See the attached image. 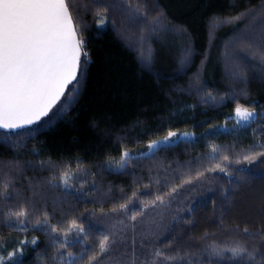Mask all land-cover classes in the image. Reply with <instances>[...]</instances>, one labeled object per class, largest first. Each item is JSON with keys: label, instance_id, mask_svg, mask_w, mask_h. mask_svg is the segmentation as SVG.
<instances>
[{"label": "trees", "instance_id": "trees-1", "mask_svg": "<svg viewBox=\"0 0 264 264\" xmlns=\"http://www.w3.org/2000/svg\"><path fill=\"white\" fill-rule=\"evenodd\" d=\"M66 3L87 63L50 123L0 130L4 264L10 252L15 264H98L107 233L94 219L124 215L132 225L158 195L181 205L163 230L143 232L155 241L140 261L159 250L177 257L171 264H264V157L243 159L264 151V119L237 126L232 117L238 105L264 110V0ZM169 131L193 136L141 155ZM125 151L133 158L119 169ZM159 236L167 240L156 245ZM235 245L253 257L212 253Z\"/></svg>", "mask_w": 264, "mask_h": 264}, {"label": "snow or ice", "instance_id": "snow-or-ice-1", "mask_svg": "<svg viewBox=\"0 0 264 264\" xmlns=\"http://www.w3.org/2000/svg\"><path fill=\"white\" fill-rule=\"evenodd\" d=\"M105 23L106 17L101 16L99 26ZM85 48L86 42L80 38L78 26L73 24L66 0H0V130L15 132L42 123L45 118H49L50 123L59 115L62 109L57 107L58 103H63L62 97H65L68 85L78 80L82 64L87 63L89 54ZM68 92L70 95L72 90L69 89ZM256 115L248 107L238 105L235 109V117L246 125ZM176 138L178 133L169 131L162 141H152L147 145L148 153H153L162 144H169ZM3 139L6 141L8 137ZM258 147L264 148V144H259ZM212 151L215 152L216 148ZM261 157H264V151L250 150L243 159L251 164ZM132 158L127 151L123 152L116 167L126 168L128 160ZM228 159V156L224 157V160ZM237 163L240 161L237 160ZM216 168L224 171L220 164ZM199 175L202 176L203 173ZM62 183L67 186L68 178H63ZM134 204V200L129 201L128 204L121 205L119 211L127 212L130 205ZM163 204L165 199L159 195L152 202L153 207ZM139 211L143 213L145 209ZM17 215L24 216L25 213ZM132 219L135 220L136 217ZM83 231L81 228L80 232ZM245 233L251 235L247 233V229ZM103 235L99 244L101 254L109 250V236ZM31 243L35 245L37 241L34 239ZM225 252L230 253L234 261L243 259L245 254L249 258L253 257V253L240 245L212 248L213 255L218 258L223 257ZM16 255L17 253L11 252L8 254V260L12 264H15L13 257ZM163 256L161 251L156 250L151 264H163L159 260ZM176 259L177 257H164V261ZM0 264H4L3 256H0Z\"/></svg>", "mask_w": 264, "mask_h": 264}, {"label": "rangeland", "instance_id": "rangeland-1", "mask_svg": "<svg viewBox=\"0 0 264 264\" xmlns=\"http://www.w3.org/2000/svg\"><path fill=\"white\" fill-rule=\"evenodd\" d=\"M86 8L88 7L82 5V9H86ZM143 45L146 46L145 43ZM254 112L257 115L251 121H253L257 117H261L264 119V110L260 112L257 111ZM232 117L237 126L246 125L243 122H239L238 119L235 117V110ZM176 133H178V138L174 139V141L171 143H175L181 139H189L192 138L193 136L191 133H187V132H176ZM184 133H187L188 135L184 136L183 135ZM163 138L154 141H162ZM162 145H166V144H162ZM140 153L149 154L147 148L146 150ZM191 195L195 196L196 193L192 192ZM250 196L251 198H247L244 205L247 204L248 205L247 208H249L250 206L249 209L252 211L251 203L253 202L251 201V199H253L252 197L258 195H254L253 193L250 194ZM189 197L190 195L186 194L183 197V199L187 200ZM180 205L181 204L174 205L171 203L168 204L166 203L165 205L163 204L157 207L148 208L143 212L142 216L139 217L137 221L132 225L130 224V222H128L127 217L122 219V217H125L124 215L118 216L117 214H110V215H102L96 217L94 219L95 225L99 229L106 231V233L110 237L109 250L107 251L105 257L98 264H133L134 260H136L135 264H145V262L140 261V258L144 257L143 260L148 259V256L150 254H148L147 252L145 253L146 245L148 244V242H153L155 240L151 239L152 238L151 235L145 234L143 232L150 233V231H152L154 228L156 229L158 226L160 228L162 227L163 230V227L165 226L167 219L172 216V212L178 209ZM130 207L134 208L133 205H131ZM127 213L128 212H126V215ZM247 214H249L248 211ZM159 237L160 238L156 241V245L160 242H165L167 240L166 238H161V236ZM161 252L164 254L165 251H161ZM164 257H171V256L164 254L163 258L160 257L159 260L162 261L163 264H171L173 262V261H164Z\"/></svg>", "mask_w": 264, "mask_h": 264}, {"label": "water", "instance_id": "water-1", "mask_svg": "<svg viewBox=\"0 0 264 264\" xmlns=\"http://www.w3.org/2000/svg\"><path fill=\"white\" fill-rule=\"evenodd\" d=\"M19 130V129H18Z\"/></svg>", "mask_w": 264, "mask_h": 264}]
</instances>
